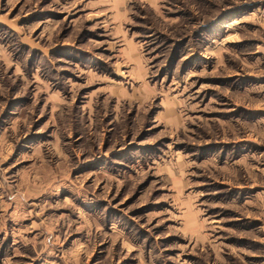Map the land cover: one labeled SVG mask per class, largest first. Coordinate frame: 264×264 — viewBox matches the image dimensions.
<instances>
[{
	"label": "rangeland",
	"instance_id": "374dc122",
	"mask_svg": "<svg viewBox=\"0 0 264 264\" xmlns=\"http://www.w3.org/2000/svg\"><path fill=\"white\" fill-rule=\"evenodd\" d=\"M264 0H0V264H264Z\"/></svg>",
	"mask_w": 264,
	"mask_h": 264
},
{
	"label": "built area",
	"instance_id": "2783aa9c",
	"mask_svg": "<svg viewBox=\"0 0 264 264\" xmlns=\"http://www.w3.org/2000/svg\"><path fill=\"white\" fill-rule=\"evenodd\" d=\"M263 25H264V13H263Z\"/></svg>",
	"mask_w": 264,
	"mask_h": 264
}]
</instances>
